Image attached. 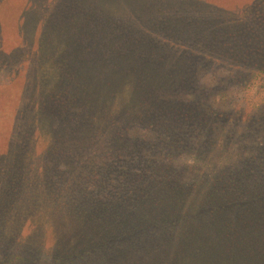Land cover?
<instances>
[{
    "label": "trees",
    "instance_id": "trees-1",
    "mask_svg": "<svg viewBox=\"0 0 264 264\" xmlns=\"http://www.w3.org/2000/svg\"><path fill=\"white\" fill-rule=\"evenodd\" d=\"M0 3H40L29 16L15 6L13 21L24 19L11 35L0 28V68L30 77L24 108L5 128L21 120L20 132L0 136V165L11 169L0 173V185L12 193L15 182L25 187L22 200H0V209L5 223L18 216L29 231L20 255L1 264H264V144L245 157L252 145L238 143L242 162L217 169L208 168L207 130L194 149L205 168L176 167L169 153L176 152L172 134L180 141L196 120L219 112L208 91L228 100L234 86L242 93L264 81V0ZM213 71H221L217 86H196L193 100L175 96ZM2 99L10 112L12 102ZM258 121L264 127V113ZM95 132L109 138L105 148L90 139ZM83 138L86 144L74 143ZM236 143L230 134L226 152ZM184 145L193 150L190 140ZM53 146L56 165L64 156L86 169V196L69 206L28 188L36 177L26 165H45L38 152Z\"/></svg>",
    "mask_w": 264,
    "mask_h": 264
},
{
    "label": "rangeland",
    "instance_id": "rangeland-1",
    "mask_svg": "<svg viewBox=\"0 0 264 264\" xmlns=\"http://www.w3.org/2000/svg\"><path fill=\"white\" fill-rule=\"evenodd\" d=\"M22 6L25 5L26 13L29 15H34V13L40 12V3H0V28L6 29V33L11 35L10 29L13 27H18L22 25L21 21L24 19L21 15L18 18V21H13V14L16 13L15 6ZM39 6V7H38ZM19 15V11H18ZM19 61V60H18ZM13 67V65H12ZM21 74V80H17L16 77L11 76L9 74H6L3 69L0 68V136L1 132L4 131L7 135H15L16 130L20 132L21 126V120L18 121V124L20 126H16L15 130H12L11 128L5 129L7 126V123L13 124L15 121L14 114L22 108H24V104L26 103L28 97H27V83L30 82V77L28 73L25 71V69H22ZM218 75H221V71H213V72H207L203 78L195 83H192L190 88L185 90H178L175 93V96L182 98V99H194L196 89L195 87L198 86V89L205 86H217L218 80L216 79ZM264 77V74H263ZM214 78V79H213ZM264 80V79H261ZM249 89L246 91H243L242 93L239 92L237 89L240 90V87L234 86L230 89V96L231 98L228 100H225L219 96L218 93L213 94L211 91H208L206 94H209V97H211L210 101L208 102L209 106L211 108H214L217 106L218 113L207 120L206 122L201 121L202 123H199V120H196L195 124L193 126L188 127L189 134L183 133L182 136H180L182 139L178 141V138L175 134H172L173 140H176L175 149L176 152L169 151L170 154H174L175 158L173 159L174 163H179L175 165L176 167L180 165H194L193 169L198 170V168L202 167L205 168L202 165V161H199L197 157L195 156V148H201V139L203 136V133L207 130L208 133L211 136V139L213 141V148L210 153L211 157V164L208 167L209 169L216 166V169L220 167L221 165H228L230 162H237L239 164L240 158H238V143H246L251 144L252 148H250V151L243 149L242 155L245 157L248 156L251 152L256 151V154L258 153L260 145L264 144V127H260L261 122L258 120H261L262 114L264 113V108L261 107V103L264 102V81L262 82H254L253 84H250ZM23 91H25L23 93ZM258 93L261 94L262 101H260ZM4 95H7L10 102H12L11 105L8 106V108L12 109L10 112L7 111L6 105H4V101L2 97ZM244 96V97H243ZM209 99V98H208ZM207 111H211L206 107H203ZM241 108V109H240ZM244 109V110H242ZM240 113V114H238ZM248 120H250L248 122ZM24 123V121H22ZM172 123V122H171ZM119 132H121L122 137L128 142L132 138L129 136V139L126 137V133L124 132L125 129L122 128V126H119L117 128ZM133 131V130H131ZM191 131V132H190ZM17 132V133H18ZM231 134L232 137H236L237 143L231 148V150L226 152L225 147L227 141H229V135ZM90 139L94 141H102V147L105 148V143H109V138L104 139L103 135H101L99 132H95L93 134H90ZM168 136V134L164 133V137H171ZM8 137V136H7ZM187 139V140H184ZM172 140V141H173ZM190 143H193V150L186 147L184 145L185 141H189ZM74 141V139H73ZM184 142V143H183ZM74 143H85L86 139L83 138L81 140L77 139L74 141ZM73 143V144H74ZM3 144L2 138H0V145ZM48 145V143H45ZM43 144V146H45ZM55 145V144H51ZM128 145L130 146L131 143L129 141ZM259 145V146H258ZM258 146V147H257ZM63 146H61L62 148ZM74 147V146H71ZM263 148V147H261ZM260 148V149H261ZM41 149V148H40ZM55 146L49 149L50 152L46 151L45 155L44 152H38L42 153L45 157V165H26V169L35 170V177L36 179H30L28 187L30 190H34L35 192H39L40 196H44L46 199L51 197H60L66 199L63 204L64 205H70L71 200L73 201H79L81 197H85L86 193L84 192V186L87 187L88 178L86 177V169L81 170L78 166L71 165L72 162H69V160H65L62 158V162L59 161V165L57 164L58 158L54 154ZM96 149H89L90 152L95 151ZM144 155H148L146 151L142 152ZM180 155L177 158V155ZM63 155V154H62ZM109 156V154H107ZM167 153H161L159 156V159L166 161ZM135 157H138V154H134ZM48 157V159H46ZM155 158H158V156H155ZM256 160H259L256 158ZM233 162V163H234ZM242 162V160H241ZM236 163V164H237ZM235 164V163H234ZM100 168L107 171L108 169H111L108 167V165H104V163H98ZM121 167L122 165H115ZM125 166V165H124ZM131 166V165H128ZM137 166V165H136ZM255 166H258L255 164ZM24 167V166H23ZM128 169V167H124ZM194 172H197L195 171ZM11 171L7 165H0V173L5 175L7 172ZM14 172V171H13ZM127 175V174H126ZM125 174H119L120 177L126 178ZM185 180H187L185 178ZM189 180V179H188ZM14 189L17 186L14 193H12V188L10 189V186L8 187L5 185V183H2L0 185L1 191H0V200H7L9 201H16L20 198L24 197L25 187L21 189V186H19L16 182L14 184ZM21 185V184H20ZM28 185V184H27ZM19 186V189L21 191H17ZM75 199V200H74ZM19 200V201H20ZM26 200V199H25ZM17 202V201H16ZM14 202V206L18 205ZM2 210L0 209V264L2 259L5 257V255H11L14 257V254L20 255V252H18L20 248V244L23 240V235L25 232H27V229L29 231V223H24L21 220L19 221L18 216L15 217V220L9 221L6 220L5 223V217L2 214ZM13 224V226H12ZM4 230L7 232V236L4 234ZM7 249V250H6ZM17 249V250H15ZM4 251H7L8 253H4ZM8 258V256H7ZM25 264V263H22ZM174 264H180L178 261H174Z\"/></svg>",
    "mask_w": 264,
    "mask_h": 264
}]
</instances>
